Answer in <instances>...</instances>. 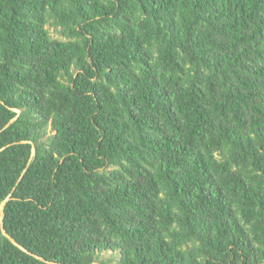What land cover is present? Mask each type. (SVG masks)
<instances>
[{
  "label": "trees",
  "instance_id": "trees-1",
  "mask_svg": "<svg viewBox=\"0 0 264 264\" xmlns=\"http://www.w3.org/2000/svg\"><path fill=\"white\" fill-rule=\"evenodd\" d=\"M3 201L0 264H264V0H0Z\"/></svg>",
  "mask_w": 264,
  "mask_h": 264
},
{
  "label": "water",
  "instance_id": "water-1",
  "mask_svg": "<svg viewBox=\"0 0 264 264\" xmlns=\"http://www.w3.org/2000/svg\"><path fill=\"white\" fill-rule=\"evenodd\" d=\"M3 216H4V201L2 202V204L0 206V227H1V231L10 241L15 243L13 238H11L3 229ZM38 258L42 259L41 257H38ZM90 264H99V263L98 262H92Z\"/></svg>",
  "mask_w": 264,
  "mask_h": 264
},
{
  "label": "rangeland",
  "instance_id": "rangeland-1",
  "mask_svg": "<svg viewBox=\"0 0 264 264\" xmlns=\"http://www.w3.org/2000/svg\"><path fill=\"white\" fill-rule=\"evenodd\" d=\"M52 35H53L54 37H56V34H55V33H52ZM108 255H109L108 253H104V254H103V256H105V257L108 256Z\"/></svg>",
  "mask_w": 264,
  "mask_h": 264
}]
</instances>
